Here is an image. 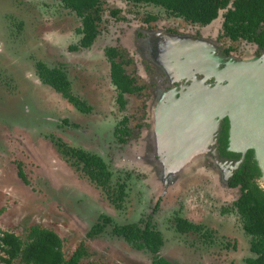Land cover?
Here are the masks:
<instances>
[{
    "label": "rangeland",
    "instance_id": "obj_1",
    "mask_svg": "<svg viewBox=\"0 0 264 264\" xmlns=\"http://www.w3.org/2000/svg\"><path fill=\"white\" fill-rule=\"evenodd\" d=\"M149 15L156 21H144ZM219 22L200 27L151 5L107 0L96 39L81 48L80 20L58 0H0V230L25 239L30 226L49 229L61 239L65 259L83 247L79 264H152L148 251L112 232L114 225L149 219L163 240L159 255L173 264H247L254 258L233 206L239 191L226 185L239 163L217 157L219 115L198 101L209 87L225 84L201 70L203 61L228 46L249 59L256 47L228 42ZM106 48L123 50V67L141 88L124 95L122 109ZM255 57L264 61V51ZM37 62L61 69L90 112L76 111L41 83ZM122 118L127 136L114 133ZM58 141L100 157L111 187L125 183L119 209L59 152ZM103 215L111 223L88 236ZM177 217L200 231H176Z\"/></svg>",
    "mask_w": 264,
    "mask_h": 264
},
{
    "label": "trees",
    "instance_id": "obj_2",
    "mask_svg": "<svg viewBox=\"0 0 264 264\" xmlns=\"http://www.w3.org/2000/svg\"><path fill=\"white\" fill-rule=\"evenodd\" d=\"M66 9L74 12L80 18L81 26L78 30L82 35L79 45L87 48L97 34L100 4L106 0H58ZM136 4H152L162 7L165 11L182 17L185 21L205 25L216 18L219 9L228 5L229 0H124ZM222 30L232 41L243 39L264 47V0H233L231 7L223 15ZM105 56L109 63V79L116 91V102L120 109L124 107L123 94H134L140 91L135 85L133 77L125 72L122 62L118 59L120 53L107 49ZM36 72L41 83L51 87L76 111L87 114L90 106L73 95L70 84L59 68H47L43 63H36ZM221 140L223 147L219 154L230 159H239V164L229 176L227 183L230 187H237L239 196L233 203L240 219L243 232L249 236V250L255 254L254 258L246 259L247 264H264V189L256 179L260 172L253 157L252 150H247L241 156L225 149L227 138V119H223ZM114 133L129 135L126 128V118L119 121ZM123 142V138H119ZM59 152L77 167L87 178L105 195L107 201L119 209L125 197V183L110 186L111 173L103 160L95 154L82 149L73 148L63 142H56ZM18 177L25 182L21 171ZM128 175H126L127 177ZM111 219L101 216L94 223L87 235L93 236L102 232ZM175 229L180 233L189 231L199 232L200 226L186 219L175 218ZM114 235L121 237L128 245L136 250H146L151 254L152 264H173L159 255L163 240L149 219L140 225L137 223L112 227ZM61 239L53 231L39 226H30L25 239L12 232L0 230V263L2 264H79L85 255L82 246L76 248L68 259L64 258L61 250Z\"/></svg>",
    "mask_w": 264,
    "mask_h": 264
},
{
    "label": "water",
    "instance_id": "obj_3",
    "mask_svg": "<svg viewBox=\"0 0 264 264\" xmlns=\"http://www.w3.org/2000/svg\"><path fill=\"white\" fill-rule=\"evenodd\" d=\"M220 77L225 84L209 87V96L198 102L208 104L219 119L227 118L228 151L243 156L252 150L264 189V61L243 59L227 65Z\"/></svg>",
    "mask_w": 264,
    "mask_h": 264
},
{
    "label": "flooded vegetation",
    "instance_id": "obj_4",
    "mask_svg": "<svg viewBox=\"0 0 264 264\" xmlns=\"http://www.w3.org/2000/svg\"><path fill=\"white\" fill-rule=\"evenodd\" d=\"M117 2H124V3H130V4H136V3H132V2H128V1H124V0H116ZM232 1L233 0H229V2H228V5L225 7V8H223V9H219L218 10V14H217V16H216V18H214L212 21H210V23H208V24H205V25H201V24H198V23H191V22H188V21H185L182 17H178V16H175V15H173V14H171V13H169V12H167V11H165L162 7H160V6H156V5H152V4H143V3H140V4H142V5H151V6H153V7H157V8H160V9H162L163 11H164V13L167 15V16H169V17H171L172 19H176V20H180L181 22H184V23H188V24H191V25H198V26H200V27H213V26H211V25H213V23H215V22H217L219 19H220V26H219V29H220V31H221V33H220V35L223 37V38H225L228 42H231V43H239V42H241V43H248V44H252V45H254L256 48V50H255V54L256 55H258V52H262V51H264V47H259L257 44H255V43H253V42H248V41H246V40H243V39H238V40H236V41H232V40H230L228 37H226L225 36V34L223 33V30H222V23H223V15H224V13H225V11L228 9V8H230L231 7V3H232ZM105 2H107V0L106 1H104V2H102L101 4H100V11H99V21L97 22V34H96V36H95V38H94V40L96 39V37H97V35H98V33H99V24H100V22H101V19H102V7H103V4L105 3ZM61 4V3H60ZM139 4V3H138ZM62 5V4H61ZM63 6V5H62ZM64 7V6H63ZM65 8V7H64ZM69 10V9H68ZM70 11V10H69ZM72 12V11H71ZM74 13V12H73ZM110 15L111 16H113V17H116L118 14H119V10L118 9H113V10H110ZM75 15V14H74ZM76 16V15H75ZM79 18V17H78ZM79 20H80V18H79ZM144 21H156V18H155V16H153V15H149V16H147V18H145L144 19ZM80 26H81V21H80ZM79 29H80V27H79ZM78 29V30H79ZM77 30V32H78V34L80 35V39H81V34L79 33V31ZM167 33H169V34H173V33H171V32H167ZM139 38V37H138ZM191 38V37H190ZM198 37H194V38H191V39H197ZM79 39V40H80ZM94 40H93V42H94ZM92 42V43H93ZM91 43V44H92ZM90 44V45H91ZM79 47H81L80 45H79ZM81 48H83V47H81ZM88 48V47H87ZM109 50V49H111V50H116L117 52H119L120 53V56L118 57V58H116L117 60L116 61H118V59L122 62V55H123V50L122 49H113V48H106L105 50H104V56H105V51L106 50ZM235 53H234V47L233 46H228L227 48H225V50H223V52H222V54H220V53H214L213 54V56H215V60H210V62L209 61H207V62H205V61H203L202 62V67H201V70H203L204 72H206L207 74H209L210 75V78H212V80H215L214 79V76H212V74H215L216 72H217V70L218 69H220V68H222L226 63H228V62H231V61H238V59H240L239 57H236L235 55H234ZM255 55V56H256ZM240 56V55H239ZM241 56H243V55H241ZM105 58H106V56H105ZM107 59V58H106ZM108 61V60H107ZM191 61V60H190ZM124 63V62H123ZM123 63H122V66H123ZM191 63V62H190ZM109 64V63H108ZM124 68V67H123ZM185 70H186V72H184V74L186 73V75L189 77L188 78V80L191 82H193L194 80L192 79V77H191V73H192V69L191 68H189L188 66H186L185 67ZM126 72V71H125ZM183 72V71H182ZM127 73V72H126ZM190 73V74H189ZM128 74V73H127ZM180 74V73H179ZM128 75H130V74H128ZM131 76V75H130ZM131 77H133V76H131ZM134 78V77H133ZM134 80H135V78H134ZM206 81V83L208 82V80H205ZM190 82H188V83H190ZM191 82V83H192ZM135 85H137L136 84V80H135V83H134ZM138 86V85H137ZM114 87V86H113ZM139 88H140V86H138ZM115 89V88H114ZM140 91H141V88H140ZM139 91V92H140ZM116 92V91H115ZM138 92V93H139ZM124 95H126V94H123V99H124ZM129 95V94H128ZM125 101V100H124ZM224 118H226V117H224ZM224 118H222V119H220V121H219V123H218V128H217V130H216V134H215V138H214V148H215V151H216V155H217V157L220 159V160H222V161H226V162H232V163H235V162H238L239 163V159L237 160V159H230V158H226V157H223L222 155H220L219 154V149L220 148H222L223 147V144H222V140H221V137H220V135H221V131H222V127H223V122H224ZM227 119V118H226ZM226 134H227V136H228V120H227V131H226ZM228 148H229V143H228V138H226V144H225V149L226 150H228ZM232 174V173H231ZM229 178V177H228ZM228 178H227V180H228ZM256 181H257V183L259 182L258 181V178L256 179ZM226 185H227V187L228 188H233V187H230V186H228V183H227V181H226ZM260 186V185H259ZM235 189H238L237 187H234ZM239 191V190H238ZM239 196V195H238ZM238 198V197H237ZM236 198V199H237ZM236 199H235V201H236ZM234 201V202H235ZM234 210H235V208H234ZM236 212V211H235Z\"/></svg>",
    "mask_w": 264,
    "mask_h": 264
},
{
    "label": "crops",
    "instance_id": "obj_5",
    "mask_svg": "<svg viewBox=\"0 0 264 264\" xmlns=\"http://www.w3.org/2000/svg\"><path fill=\"white\" fill-rule=\"evenodd\" d=\"M251 58H255V59H257L255 56H252ZM240 61H243V58H242V59H238V61H231V62L226 63L222 68L218 69L217 72H216L215 74H212V76H214V79H215L216 81H220V80H222L220 76L222 75L223 70L227 67V65H230V64H232V63H237V62L239 63ZM218 77H219V78H218Z\"/></svg>",
    "mask_w": 264,
    "mask_h": 264
},
{
    "label": "bare ground",
    "instance_id": "obj_6",
    "mask_svg": "<svg viewBox=\"0 0 264 264\" xmlns=\"http://www.w3.org/2000/svg\"><path fill=\"white\" fill-rule=\"evenodd\" d=\"M261 165L264 167V159L261 160Z\"/></svg>",
    "mask_w": 264,
    "mask_h": 264
}]
</instances>
